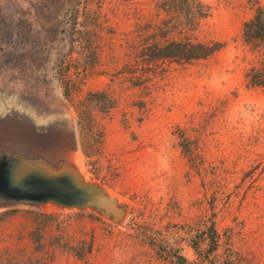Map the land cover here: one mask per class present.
<instances>
[{
	"label": "rangeland",
	"instance_id": "374dc122",
	"mask_svg": "<svg viewBox=\"0 0 264 264\" xmlns=\"http://www.w3.org/2000/svg\"><path fill=\"white\" fill-rule=\"evenodd\" d=\"M259 8L264 23V0H0V114L67 141L126 204L118 223L1 207L0 264H264V86L247 76L264 36L243 33ZM179 38L220 46L150 60Z\"/></svg>",
	"mask_w": 264,
	"mask_h": 264
},
{
	"label": "water",
	"instance_id": "95a60500",
	"mask_svg": "<svg viewBox=\"0 0 264 264\" xmlns=\"http://www.w3.org/2000/svg\"><path fill=\"white\" fill-rule=\"evenodd\" d=\"M0 141V208L51 204L93 209L114 223L123 218L126 204L83 176L67 141L40 142L16 130Z\"/></svg>",
	"mask_w": 264,
	"mask_h": 264
},
{
	"label": "trees",
	"instance_id": "16d2710c",
	"mask_svg": "<svg viewBox=\"0 0 264 264\" xmlns=\"http://www.w3.org/2000/svg\"><path fill=\"white\" fill-rule=\"evenodd\" d=\"M194 20L195 19L192 18V24H194ZM243 33L247 39L261 38L264 36V23L260 19V8L258 9L257 14H255L251 20L244 23ZM219 46L220 44L217 42L212 43L191 40L188 38H179L177 40L170 39L169 41L162 44L154 42L153 46L147 49V55L150 60H164L167 58H173L178 61H189L193 59L204 58L217 51ZM247 76L251 85L264 86V67L251 68L249 72H247Z\"/></svg>",
	"mask_w": 264,
	"mask_h": 264
},
{
	"label": "crops",
	"instance_id": "0c3cea01",
	"mask_svg": "<svg viewBox=\"0 0 264 264\" xmlns=\"http://www.w3.org/2000/svg\"><path fill=\"white\" fill-rule=\"evenodd\" d=\"M13 117L8 113L0 114V140L4 136H9L10 138L14 135V130L20 131L18 126L14 125ZM19 135V134H18ZM2 141H0V148H2Z\"/></svg>",
	"mask_w": 264,
	"mask_h": 264
}]
</instances>
